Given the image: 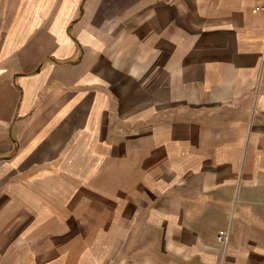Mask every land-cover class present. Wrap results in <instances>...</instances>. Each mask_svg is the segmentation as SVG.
I'll return each mask as SVG.
<instances>
[{"label":"crops","instance_id":"obj_1","mask_svg":"<svg viewBox=\"0 0 264 264\" xmlns=\"http://www.w3.org/2000/svg\"><path fill=\"white\" fill-rule=\"evenodd\" d=\"M0 264H264V0H0Z\"/></svg>","mask_w":264,"mask_h":264},{"label":"rangeland","instance_id":"obj_2","mask_svg":"<svg viewBox=\"0 0 264 264\" xmlns=\"http://www.w3.org/2000/svg\"><path fill=\"white\" fill-rule=\"evenodd\" d=\"M128 233H129V231H123L120 235H119V238L117 239V241H116V244H117V246L116 247H118V245L122 242V244H125V245H127L125 242H127V241H124V240H127L129 237H128ZM127 235V236H126ZM228 234L227 233H222V234H220V238L221 239H224V240H228L229 238H228ZM124 241V242H123ZM121 244V247L123 246Z\"/></svg>","mask_w":264,"mask_h":264}]
</instances>
